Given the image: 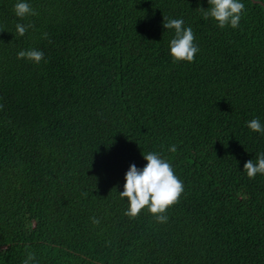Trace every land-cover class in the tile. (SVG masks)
<instances>
[{"label": "trees", "instance_id": "trees-1", "mask_svg": "<svg viewBox=\"0 0 264 264\" xmlns=\"http://www.w3.org/2000/svg\"><path fill=\"white\" fill-rule=\"evenodd\" d=\"M255 1L234 29L207 0H25L23 19L0 0V264H264V175L243 170L264 152ZM164 17L192 28L193 62H173ZM148 152L183 182L166 223L119 196Z\"/></svg>", "mask_w": 264, "mask_h": 264}, {"label": "clouds", "instance_id": "clouds-1", "mask_svg": "<svg viewBox=\"0 0 264 264\" xmlns=\"http://www.w3.org/2000/svg\"><path fill=\"white\" fill-rule=\"evenodd\" d=\"M209 7L201 8L205 19L211 17L220 28L230 26L238 28L241 16L245 10L241 0H207ZM17 17L23 19L29 15H37L32 6L25 0H18L13 6ZM34 26L17 23L15 34L24 36ZM163 27L174 29V36L169 42V54L173 62H193L199 47L194 43V33L191 27H185L183 19H168L164 17ZM42 38L47 39L48 34L43 33ZM27 59L39 64L44 59V54L38 49L21 50L17 53V59ZM247 123V127L254 132L264 133V125L259 119L254 118ZM169 151L176 152V145L169 146ZM147 161L143 168H137L130 164L125 173L123 191L119 192L121 199L127 198L128 207L125 215L136 218L142 209L147 210L155 217L158 223H166L168 216L166 210L176 204L184 191L183 182L174 174L171 164L156 152L142 154ZM249 179H254L257 174L264 175V152L257 154V159L247 160L243 165ZM93 223L99 220L93 218ZM22 264H38L35 253L29 252Z\"/></svg>", "mask_w": 264, "mask_h": 264}, {"label": "water", "instance_id": "water-1", "mask_svg": "<svg viewBox=\"0 0 264 264\" xmlns=\"http://www.w3.org/2000/svg\"><path fill=\"white\" fill-rule=\"evenodd\" d=\"M254 2H256L255 0H253ZM261 3V2H260Z\"/></svg>", "mask_w": 264, "mask_h": 264}]
</instances>
